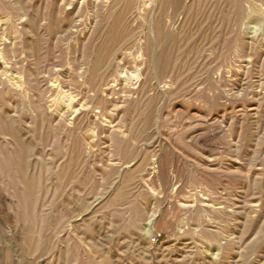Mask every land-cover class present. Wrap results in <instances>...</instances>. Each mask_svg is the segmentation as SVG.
<instances>
[{"label":"rangeland","instance_id":"374dc122","mask_svg":"<svg viewBox=\"0 0 264 264\" xmlns=\"http://www.w3.org/2000/svg\"><path fill=\"white\" fill-rule=\"evenodd\" d=\"M184 7L0 0V264H264V0Z\"/></svg>","mask_w":264,"mask_h":264},{"label":"bare ground","instance_id":"6f19581e","mask_svg":"<svg viewBox=\"0 0 264 264\" xmlns=\"http://www.w3.org/2000/svg\"><path fill=\"white\" fill-rule=\"evenodd\" d=\"M148 1V0H147ZM150 1V0H149ZM156 1V10H155V15L152 17V19H150L151 21L150 22H146L148 24V26L150 27H147L149 28L150 30H152V32L154 31V28H155V33L157 34L156 37L158 39L161 38V33H160V29L162 28V25H163V19H164V16H165V12H167L169 9L171 10V13L169 14L170 17H173V16H176L179 12L181 13H186V10L187 8L184 7V2L185 0H155ZM188 2V1H186ZM154 3V2H153ZM144 4V2H143ZM128 5V4H126ZM125 5V6H126ZM188 5V4H187ZM145 6V5H143ZM153 6V5H152ZM146 8V7H145ZM242 8V7H241ZM153 10V9H152ZM245 10V9H244ZM151 11V10H150ZM150 13V12H149ZM245 14V13H244ZM243 14V15H244ZM240 15V14H239ZM242 15V14H241ZM240 15V16H241ZM152 16V15H151ZM27 17V16H26ZM181 17V16H180ZM183 18V17H182ZM243 18V17H242ZM170 19V18H169ZM34 20V19H33ZM119 20V19H118ZM180 20V18H179ZM183 20V19H182ZM32 21V20H31ZM29 22H30V19H29ZM32 23V22H31ZM30 24V23H29ZM128 24V23H127ZM35 25V24H34ZM130 25V24H128ZM174 25V24H173ZM31 26V25H30ZM33 26V25H32ZM31 26V27H32ZM176 26V25H175ZM29 27V26H28ZM172 29V28H171ZM114 30L116 31L117 29L114 28ZM114 30H112V33L114 34L113 37H111V52H107L106 54H97L96 57H95V60L93 62V65H92V72L93 74L91 75V77L89 79H87L86 81L83 82V84H86L88 85V87L90 88V91L91 92H94V97L95 99H101L102 102H106L107 99H105L103 96L101 97V92H100V88H99V85H98V80L96 79V76H95V72L97 70H100L102 69L103 71V74L104 76L102 77V79L104 77H108L110 76L111 72H114V66L115 64L116 65H119V68H120V74H119V78L120 80L122 81V79L127 82L130 78L127 77V73L129 71V66L131 65V63H137L139 60H140V57H136L134 54H132V51L137 48L139 46V43L134 35V33L131 31V28L130 30H128V33H127V28L124 30L123 34H121L119 31L115 32L114 33ZM133 30V29H132ZM146 30V29H145ZM151 33V32H149ZM140 35V34H139ZM154 35V33H153ZM143 36V35H142ZM145 38V37H144ZM141 41V40H140ZM156 41V40H155ZM153 40V42H155ZM169 41V40H168ZM161 43V42H160ZM163 43V42H162ZM168 44V43H167ZM166 44V45H167ZM146 46H148V44H146ZM101 48V47H100ZM141 48H144L141 46ZM153 48V47H151ZM145 49V48H144ZM157 51V50H156ZM163 51V50H162ZM161 51V52H162ZM98 52V51H97ZM96 52V53H97ZM99 53V52H98ZM155 53V52H154ZM162 55V53H159V58L160 56ZM153 58L154 60L156 61L157 58H156V55H153ZM93 61V60H92ZM159 61V60H158ZM157 61V62H158ZM165 62V61H164ZM122 65L124 68H122ZM158 66H159V63H158ZM154 67V65H153ZM79 71V70H78ZM87 71V70H86ZM7 73V72H6ZM115 73V72H114ZM112 73V74H114ZM131 73V71H130ZM155 76H158V68H156L155 70ZM161 74V73H160ZM135 75V74H134ZM133 76V75H132ZM131 77V76H130ZM159 78V77H158ZM132 79V78H131ZM130 79V80H131ZM106 81V80H105ZM117 81V80H116ZM130 82V81H129ZM115 83V82H113ZM119 83V82H118ZM116 84V83H115ZM157 84L160 86V81L157 79ZM114 85V84H113ZM112 86V85H111ZM110 86V87H111ZM60 87V86H59ZM62 88V87H61ZM112 88V87H111ZM63 90V89H61ZM60 90V91H61ZM124 90V89H122ZM112 93L116 92V90H112L111 91ZM125 92V91H124ZM62 93V91L60 92ZM108 93V92H107ZM104 93H102L103 95ZM109 94V93H108ZM118 94V93H117ZM63 95V94H61ZM60 95V96H61ZM105 95V94H104ZM91 96V95H90ZM108 96V95H107ZM64 98L66 97V95L63 96ZM66 99H70L71 102L74 100H72L71 98H67ZM94 99V98H92ZM64 100V99H63ZM63 100H62V103H63ZM66 101V100H65ZM67 102V101H66ZM61 103V104H62ZM73 103V102H72ZM107 103V102H106ZM56 105V104H55ZM64 107H66L68 110L69 108L68 107H72L71 104L68 105L67 103H63ZM54 107V106H53ZM51 111V110H50ZM72 111V110H71ZM69 112V111H68ZM77 110L76 111H73L72 114H77ZM94 112V111H93ZM99 112V111H98ZM66 113V112H64ZM71 113V112H70ZM79 113V112H78ZM75 114V115H76ZM79 115V114H78ZM100 116V115H99ZM102 116V115H101ZM93 131V130H92ZM94 132V131H93ZM97 135V134H96ZM94 137L96 138L97 136H95L94 134ZM93 137V138H94ZM94 138V139H95ZM124 146V145H123ZM129 150H130V146H128ZM127 149V148H126ZM125 153V152H124ZM66 202V201H65ZM156 217L155 218H151L146 224H145V228H148L150 230L152 229H155L156 227V224H157V221H156Z\"/></svg>","mask_w":264,"mask_h":264}]
</instances>
